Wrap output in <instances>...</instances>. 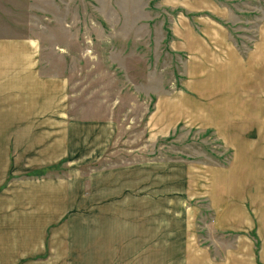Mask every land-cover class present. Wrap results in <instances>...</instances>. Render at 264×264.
I'll use <instances>...</instances> for the list:
<instances>
[{
    "label": "rangeland",
    "instance_id": "rangeland-1",
    "mask_svg": "<svg viewBox=\"0 0 264 264\" xmlns=\"http://www.w3.org/2000/svg\"><path fill=\"white\" fill-rule=\"evenodd\" d=\"M0 15V37L37 39L42 72L68 79L65 156L28 177L63 178L69 209L127 210L129 238L138 225L146 245L164 242L177 214L181 245L205 262L264 260L243 205L264 186V163L248 159L254 141L264 153V120L233 97L264 63V0H0ZM217 214L247 228L239 250L236 228H208Z\"/></svg>",
    "mask_w": 264,
    "mask_h": 264
},
{
    "label": "crops",
    "instance_id": "crops-1",
    "mask_svg": "<svg viewBox=\"0 0 264 264\" xmlns=\"http://www.w3.org/2000/svg\"><path fill=\"white\" fill-rule=\"evenodd\" d=\"M23 9L27 15L28 4ZM0 19L5 17L0 15ZM39 53L40 46L33 37H0V264H146V249L162 246L167 252L154 256L151 264H210L181 245L183 229L177 230V214L165 241L146 245L144 229L138 225L129 238L127 210L69 209L63 178L28 177L27 172L63 159L67 129L71 131L68 79L43 73ZM249 74V81L234 82L237 92L233 97L241 103L247 98L254 103L249 118L258 123L264 120V63L250 66ZM257 133L256 127L249 129L250 141ZM254 143H250L248 159L255 170L256 164L264 163L259 156L264 153L256 145L252 147ZM262 184L260 181L253 195L247 193L250 198L243 205L248 216L255 219L251 229L257 228L264 242ZM221 203L223 209L217 206L216 211L230 210L228 197H222ZM140 222L143 225V220ZM228 223L217 214L207 227L224 234L235 228L238 232L247 230ZM240 233L234 236L238 250ZM238 250L233 249L234 254H239ZM259 251L258 256L254 250V255L246 252L245 260L214 256V264H264Z\"/></svg>",
    "mask_w": 264,
    "mask_h": 264
},
{
    "label": "trees",
    "instance_id": "trees-1",
    "mask_svg": "<svg viewBox=\"0 0 264 264\" xmlns=\"http://www.w3.org/2000/svg\"><path fill=\"white\" fill-rule=\"evenodd\" d=\"M40 171L42 172V170L33 171L30 175H32V174L34 175V174H36V173H39Z\"/></svg>",
    "mask_w": 264,
    "mask_h": 264
}]
</instances>
